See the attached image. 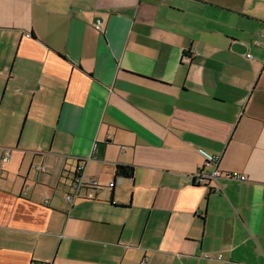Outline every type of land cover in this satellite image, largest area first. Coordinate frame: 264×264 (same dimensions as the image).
Returning a JSON list of instances; mask_svg holds the SVG:
<instances>
[{
  "label": "crops",
  "instance_id": "crops-1",
  "mask_svg": "<svg viewBox=\"0 0 264 264\" xmlns=\"http://www.w3.org/2000/svg\"><path fill=\"white\" fill-rule=\"evenodd\" d=\"M263 35L264 0H0V264H264Z\"/></svg>",
  "mask_w": 264,
  "mask_h": 264
},
{
  "label": "built area",
  "instance_id": "built-area-1",
  "mask_svg": "<svg viewBox=\"0 0 264 264\" xmlns=\"http://www.w3.org/2000/svg\"><path fill=\"white\" fill-rule=\"evenodd\" d=\"M95 28L100 31V32H104L105 31V27L104 25L102 24V22L100 20L96 21L95 23ZM263 39H264V35H263ZM250 56V55H249ZM10 158V154L7 153L6 155H4L3 159H2V163H1V167L3 168L4 167V163L7 162ZM208 161L210 163H214V164H217L218 162V157L216 156H208L207 157ZM84 164H81L78 166V171L79 170H83L84 169ZM38 170H40V168H38ZM221 173L219 172V170H214V171H208V172H202L201 175H200V178H201V181L203 182H206L208 181V179H213V178H216L217 176H219ZM234 176L236 177H239L241 180H245L246 177L245 176H238L237 174H235ZM94 185V187H96V182H93L92 183ZM114 183H112L113 185ZM84 187V184H82L80 182V179L79 177H76L71 185V189H72V192L69 193L66 197L68 200H72L73 197L77 196V197H80V193H81V189ZM207 257L209 258H220L222 257L221 254L219 255H214V254H207ZM35 264H50V263H35Z\"/></svg>",
  "mask_w": 264,
  "mask_h": 264
},
{
  "label": "trees",
  "instance_id": "trees-1",
  "mask_svg": "<svg viewBox=\"0 0 264 264\" xmlns=\"http://www.w3.org/2000/svg\"><path fill=\"white\" fill-rule=\"evenodd\" d=\"M135 168L130 164H117L115 170V177H123L131 179L134 177Z\"/></svg>",
  "mask_w": 264,
  "mask_h": 264
},
{
  "label": "water",
  "instance_id": "water-1",
  "mask_svg": "<svg viewBox=\"0 0 264 264\" xmlns=\"http://www.w3.org/2000/svg\"><path fill=\"white\" fill-rule=\"evenodd\" d=\"M211 182V179H208L207 183L209 184Z\"/></svg>",
  "mask_w": 264,
  "mask_h": 264
}]
</instances>
